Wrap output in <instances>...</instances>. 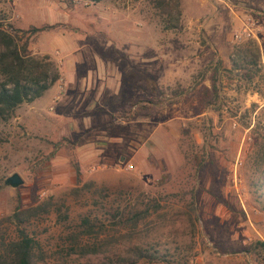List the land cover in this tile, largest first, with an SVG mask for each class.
I'll return each instance as SVG.
<instances>
[{"label":"rangeland","instance_id":"rangeland-1","mask_svg":"<svg viewBox=\"0 0 264 264\" xmlns=\"http://www.w3.org/2000/svg\"><path fill=\"white\" fill-rule=\"evenodd\" d=\"M178 1L167 28L150 0H0L18 44L29 25L57 24L26 52L60 71L0 121V249L23 230L37 242L32 264L264 263V5ZM247 39L258 58L234 56V67ZM12 172L15 188L3 183ZM191 192L192 224L180 213ZM155 202L140 232L108 244L127 230L120 210ZM38 203L47 210L13 215ZM132 244L156 258H136Z\"/></svg>","mask_w":264,"mask_h":264},{"label":"trees","instance_id":"trees-1","mask_svg":"<svg viewBox=\"0 0 264 264\" xmlns=\"http://www.w3.org/2000/svg\"><path fill=\"white\" fill-rule=\"evenodd\" d=\"M69 4L72 0H67ZM95 3L99 0H88ZM153 7L158 9L160 15H164L163 22L167 28H173L177 25L180 14L178 0H150ZM172 12L174 13L172 15ZM57 27V24H41L40 26L29 25L22 32L27 33L21 44H18L15 37L0 26V121H7L11 118L13 111L23 102H31L40 97L54 82L60 78L58 66L47 55L33 56L26 52L27 39L31 35H35L44 30H50ZM241 55L243 61L251 64L256 62L258 58V46L252 39H247L240 48L233 50L230 61L235 67L236 60L234 56ZM219 61L216 60L213 66L212 74L209 78L211 101H217V71ZM208 89L204 88V96H208ZM203 96V97H204ZM209 103L210 100L206 99ZM145 204V203H144ZM46 203H38L29 208L14 212V216L21 213H43L47 209L44 207ZM187 211H180L192 224V215L197 208L195 194L191 192L189 200L185 203ZM159 204L146 203L143 207H137L136 204H129L126 208L119 211L121 216L116 224L126 227L127 230L110 239L109 245L114 247L122 244L121 240H130L135 233L140 232L138 229L141 221L151 212H156ZM124 211V212H123ZM60 212L58 211V214ZM65 218L64 214H61ZM193 215V219H194ZM82 225H87L83 233L90 234L92 230L86 218L82 220ZM137 229V230H136ZM37 242L29 237L23 230H19L18 236L7 241L3 248L0 249V264H32L34 261V248ZM255 245L262 248L264 252V242L257 240ZM131 254L136 258L143 260H152L156 257L146 247L138 244H132ZM121 264H134L128 258L122 259ZM107 264H111L110 261ZM264 264V263H263Z\"/></svg>","mask_w":264,"mask_h":264},{"label":"water","instance_id":"water-1","mask_svg":"<svg viewBox=\"0 0 264 264\" xmlns=\"http://www.w3.org/2000/svg\"><path fill=\"white\" fill-rule=\"evenodd\" d=\"M119 160H122V157H119ZM3 183L5 185H8L10 187H17L20 184H22V179L20 178V176L16 173V172H12L10 175H8L4 180Z\"/></svg>","mask_w":264,"mask_h":264},{"label":"built area","instance_id":"built-area-1","mask_svg":"<svg viewBox=\"0 0 264 264\" xmlns=\"http://www.w3.org/2000/svg\"><path fill=\"white\" fill-rule=\"evenodd\" d=\"M248 20H249V22H246V23H243V24H245V25H243V27L241 28V32H243V33H247V30H250L249 29V26L251 25V24H253V21H252V19L251 18H247Z\"/></svg>","mask_w":264,"mask_h":264},{"label":"crops","instance_id":"crops-1","mask_svg":"<svg viewBox=\"0 0 264 264\" xmlns=\"http://www.w3.org/2000/svg\"><path fill=\"white\" fill-rule=\"evenodd\" d=\"M222 3L225 2L224 0H219ZM255 4L259 5V6H263L264 5V0H255Z\"/></svg>","mask_w":264,"mask_h":264}]
</instances>
